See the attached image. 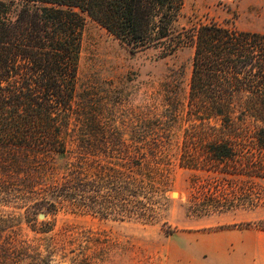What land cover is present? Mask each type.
<instances>
[{"label":"trees","instance_id":"obj_1","mask_svg":"<svg viewBox=\"0 0 264 264\" xmlns=\"http://www.w3.org/2000/svg\"><path fill=\"white\" fill-rule=\"evenodd\" d=\"M13 2L21 3L14 17ZM184 2L0 0V169L24 182V196L35 195L31 209L144 222L156 217L154 175L167 162L157 141L127 140L116 127L101 122L93 125L103 134L87 138L79 117L78 134L73 135L84 15L132 50L162 46L173 53L191 47L189 125L180 166L264 178V34L213 20L174 32ZM177 90L163 83L151 95L153 107H165L162 115L169 119L179 113ZM153 116L149 125L158 122ZM57 155L67 156L62 167L51 164ZM6 185L17 189L10 181ZM207 198L218 211L240 206L237 192H226L217 183ZM261 223L264 229V219ZM54 227L48 223L40 233H52ZM86 233L64 226L43 244L17 240L13 232L0 249V261L52 264L67 246H83Z\"/></svg>","mask_w":264,"mask_h":264},{"label":"rangeland","instance_id":"obj_2","mask_svg":"<svg viewBox=\"0 0 264 264\" xmlns=\"http://www.w3.org/2000/svg\"><path fill=\"white\" fill-rule=\"evenodd\" d=\"M20 7V2L11 3L12 17ZM84 18L73 135L78 134L79 117L87 138L103 134L93 125L101 122L116 127L127 140L157 141L167 162L155 170L156 217L144 222L92 212L61 210L53 215L45 208L38 213L31 209L35 195L24 196V182L8 178L0 169V249L13 232L17 240L47 244L51 235L69 226L87 232L89 239L81 247L67 246L57 252L52 264H264V229L259 227L264 219V178L224 176L179 164L184 129L189 125L185 113L193 49L184 46L173 53L162 46L132 50ZM212 20L264 34V0H185L174 32ZM163 83L178 89L176 118L162 115L165 107L160 104L152 105L151 95ZM154 114L158 122L149 125ZM66 162V155H57L51 164L62 167ZM24 171L36 176L33 170ZM7 181L17 189L6 185ZM214 182L226 192L233 188L240 196V206L222 211L210 207L207 192L213 190ZM48 223L55 224L53 232L40 233Z\"/></svg>","mask_w":264,"mask_h":264},{"label":"water","instance_id":"obj_3","mask_svg":"<svg viewBox=\"0 0 264 264\" xmlns=\"http://www.w3.org/2000/svg\"><path fill=\"white\" fill-rule=\"evenodd\" d=\"M39 218L42 219V218H43V214H40V215H39Z\"/></svg>","mask_w":264,"mask_h":264}]
</instances>
